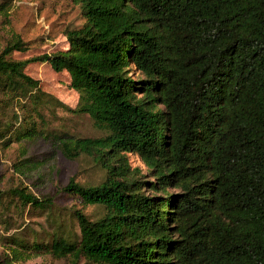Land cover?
Returning <instances> with one entry per match:
<instances>
[{"label": "trees", "instance_id": "obj_1", "mask_svg": "<svg viewBox=\"0 0 264 264\" xmlns=\"http://www.w3.org/2000/svg\"><path fill=\"white\" fill-rule=\"evenodd\" d=\"M71 2L82 22L65 28L67 47L18 60L28 43L0 1V144L44 138L69 160L87 157L102 179L61 191L102 215L75 208L68 220L21 182L0 190L11 262L264 264V0ZM31 63L66 72L76 105L46 92ZM58 110L87 115L100 134L72 133ZM27 161L14 164L25 177ZM25 212L47 229L15 225Z\"/></svg>", "mask_w": 264, "mask_h": 264}, {"label": "rangeland", "instance_id": "obj_2", "mask_svg": "<svg viewBox=\"0 0 264 264\" xmlns=\"http://www.w3.org/2000/svg\"><path fill=\"white\" fill-rule=\"evenodd\" d=\"M1 1V0H0ZM8 16L12 29L28 43L24 52H14L13 58L18 60L50 54L66 48L64 30L67 26L79 24L82 19L78 8L71 0H9ZM7 33L2 28L0 15V35ZM26 72L40 81L42 88L74 107L78 102V94L69 86V76L66 72H55L47 63H31ZM135 78L140 74L133 71ZM58 121L74 134L79 136H97L100 134L87 115H72L58 110ZM130 164L139 167L143 173L146 166L141 159L130 153ZM28 158L23 167L27 171L26 177L14 169V164ZM103 173L87 157L69 160L44 138L23 140L11 143L7 148L0 144V190L16 186L20 182L37 197L53 198L55 214H61L69 220L70 209H80L90 218L102 215V209L97 205H84L80 198L61 191V188L73 178L78 183H98ZM34 213L25 212L22 216H14V224L32 226L38 231L47 229L43 217H30ZM12 216V212L10 213ZM18 218V219H17ZM71 229L77 231L73 219ZM4 226L0 233H4ZM13 231V229H12ZM6 235L9 234L5 233ZM12 256L0 243V264H73L70 258L54 259L48 255L31 256L29 258L12 261ZM77 264H91L80 259Z\"/></svg>", "mask_w": 264, "mask_h": 264}]
</instances>
